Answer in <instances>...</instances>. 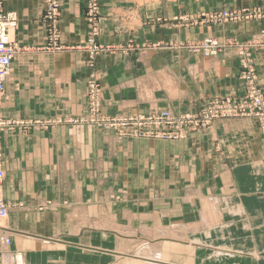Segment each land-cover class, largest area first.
I'll use <instances>...</instances> for the list:
<instances>
[{
	"label": "crops",
	"instance_id": "obj_1",
	"mask_svg": "<svg viewBox=\"0 0 264 264\" xmlns=\"http://www.w3.org/2000/svg\"><path fill=\"white\" fill-rule=\"evenodd\" d=\"M2 3L17 16L12 39L27 49L12 60L2 114L30 123L1 140L11 251L25 264H264V138L257 120H215L184 140L118 139L89 124L86 94L94 74L102 114L124 118L195 113L213 98L243 96L233 50L206 58L181 45L249 40L264 23L174 20L264 0H101L96 41L133 49L93 61L76 50L90 39L86 0H61L60 44L69 48L57 53L40 49L43 0ZM255 69L264 96V51L255 55ZM141 221H154L151 231L175 223L180 252L165 250L166 260L141 257Z\"/></svg>",
	"mask_w": 264,
	"mask_h": 264
},
{
	"label": "rangeland",
	"instance_id": "obj_2",
	"mask_svg": "<svg viewBox=\"0 0 264 264\" xmlns=\"http://www.w3.org/2000/svg\"><path fill=\"white\" fill-rule=\"evenodd\" d=\"M59 1H60V10L57 11V16L54 19L55 22L54 21H48L45 18V13H46L45 3H43V15L41 17V22H42V25L45 29V33H46V44L44 46H42L40 49L44 50L45 52L57 53V52H60L62 50H67V48H69V47H63V45L60 44V39H61L60 20H61L62 4H61V0H59ZM96 1L98 3V13L96 16H93V24L90 25V23L87 22V20H86V17L88 14L87 13V9H88L87 6H89L90 0H86L85 20L87 22L89 32L91 30V45L88 44L89 43V40H88L86 42V44H83L82 46L77 47L76 50H83L84 51L87 49L86 53L92 58L91 59L92 61L95 59V57H97L98 55L103 54V53L116 52L117 50H121V51L132 50L133 46H131V45H128L125 47L120 46V45L103 46L96 41L100 35L99 24H100V2H101V0H96ZM43 2H45V0H43ZM243 9H251V10H256V11H260V12L264 13V6L256 5V6H247V7H243V8H234V9H227L226 8V9H223L220 11L202 13L196 17H193V16L186 17L185 16L183 18L182 17L178 18L174 21L177 23L181 22V23H183L185 25H189V26L222 25V24H226V23H238V22H261V23H264V18L241 19V20H236V21H229L228 19L223 20V19H225V14H223L224 12L241 11ZM130 16H132V15H130ZM260 17H263L262 14ZM54 24H55V28H53ZM56 26H57V30H56ZM14 30L10 31V37L11 38H12ZM55 37H57L56 40L54 39ZM207 39H212V40L217 41L218 45L220 46V48H219L220 51H218L215 54V56H217L218 54H221L225 51H230V50L234 51V54L237 57L239 69H240L238 79L241 81V83L244 87V94L241 97H237L235 99V98H232L229 96H223V97L219 96V98H230L233 102H237V103H239L241 101L243 102L246 99L245 94L248 91V86H247L248 84H247V78H246L247 75L245 74V72H246L245 68L248 65L252 64L253 74H254V76H256L254 84L258 88V90L261 92V95L264 99L262 90L258 84V77H257L256 69H255V55L259 52L264 51V30H262L258 36H254L253 38H251L249 40H238L236 38H225L222 40H218L215 38H207ZM207 39H204V40L197 42V43H194V44H187V45L183 44V45H181V47H183V48L185 47L189 50V52L194 53V51L190 48V46H196V45L200 46ZM88 45H90V46H88ZM108 47H110L113 50H107ZM152 47H155V46H152ZM25 49L20 48L19 53L22 51H25ZM215 56H208V57L206 56V58H212ZM95 82H96V76L94 74L88 77V79H87V91H86L87 108H88V115L95 122V123H92L93 124L92 127L98 128V129H104V130L106 129V130L112 132L113 135L118 139L123 138L125 136H134L137 138H146V137H143L142 135L145 133L151 132L150 127H153V126H145V125L141 126V132H140L141 136H136L135 135V130H136L135 126H131L129 128H126V127L122 128L118 125L112 126L110 124L104 125V124L98 123L102 118H106L109 121H112V120L124 118V117L109 116V115L102 114V112H101L102 92H101L100 87L95 85ZM92 86H96L97 88H94L92 90ZM92 98L99 102V111L97 110L96 112H92L90 110V107L92 104L91 103ZM263 111H264V109H263ZM197 112H199V111H197ZM238 118H252V119L257 120V122L259 124V128H260V132L264 138V117L262 118L261 116H257L256 114H253V116H250V117H238ZM230 119H234V118H230ZM213 123H214V121L205 127H201V129L194 130L193 132H188V133H186L187 134L186 137L183 136L182 138H179V139H174V138L162 139V138H156L154 136H151L148 138L158 139V140H184L186 138H189L193 134H196L202 130L209 128ZM162 128H164V126L158 127V129H162ZM154 131H157V129L155 128ZM173 131H174L173 129L169 130L168 134L175 133ZM125 134H129V135H125ZM153 224H155L154 221L153 222L152 221H141L140 235L138 236V239L141 240V242L139 241L138 243H136L137 247L140 246V249H139L140 251L138 254L141 257L147 258V259H154L155 258V260H166L167 255L165 253V250L170 249L173 254H177L178 252H180V246L183 245V243L181 241H178V240L182 239L180 228H178L177 226L175 227V223H173L174 225H172V228H170L171 226H169L166 230L154 229L153 231H151L154 228V227H152ZM147 225L149 227H152L149 232H147L148 231L147 229L143 230V228L146 227ZM144 234H145V236H144ZM161 239H163V240H161ZM154 244H156V245H154ZM142 252H144L145 254ZM150 252H151V254H150ZM154 252H155V254H153ZM138 254H136V255H138ZM17 255H19L18 256L19 258H17L18 263L19 264H22V263L25 264L24 263V257L21 253L16 252V251L15 252L11 251V249H10V237L8 235V232L4 228V219L0 220V264H6L7 262H10V260H12L14 258V256H17ZM126 259L131 260V259H133V256L126 257ZM126 264H129V263H126ZM131 264H151V263L141 261L140 263L136 262V263H131Z\"/></svg>",
	"mask_w": 264,
	"mask_h": 264
},
{
	"label": "built area",
	"instance_id": "obj_3",
	"mask_svg": "<svg viewBox=\"0 0 264 264\" xmlns=\"http://www.w3.org/2000/svg\"><path fill=\"white\" fill-rule=\"evenodd\" d=\"M45 18L48 21H54L57 16V11L60 10V1L59 0H45ZM87 22L90 25L93 24V16H96L98 13V3L96 0H90L89 6H87ZM225 19L229 21H236L241 19H253V18H264V13L251 9H243L241 11H230L224 12ZM262 14L263 17H260ZM55 22V21H54ZM17 24V16L14 12H5L3 9L2 0H0V192L2 187V182L5 177V173L2 166L3 152L1 147L2 136L9 132H20L28 129L30 123L18 121V120H8L5 119L2 114V103L4 100V83L9 76L10 67L12 60L19 53L18 44L10 37V31L14 30ZM55 28V24L53 25ZM57 30V26H56ZM55 40L57 37L54 38ZM91 45V30H90V39L89 43ZM88 45V46H90ZM190 48L195 53H202L205 57L215 56V54L220 51V46L218 42L212 39L205 40L200 46H190ZM87 50V49H86ZM107 50H113L110 47ZM247 75V86L248 91L245 94L246 99L242 102H233L230 98H213L207 102V104L196 113H186L180 115H174L169 110H162L158 112L150 113L146 116H136L129 118H119L112 121H109L106 118H102L98 123L99 124H110L112 126H120L122 128H129L135 126V135L141 136V126H153L150 127L151 132L145 133L143 137L154 136L156 138H174L179 139L183 136L186 137V133L193 132L194 130L201 129L211 124L215 120L219 119H230L238 117H250L253 114L257 116L264 117V99L261 95V92L255 86L254 81L256 76L253 74L252 64L248 65L245 68ZM97 88L92 86V90ZM90 110L92 112L99 111V102L92 98ZM89 124L95 123L91 117H88ZM93 125V124H92ZM41 126H47L42 124ZM164 126L162 129L158 127ZM157 131H154V129ZM173 129L175 133L168 134L169 130ZM129 135V134H125ZM8 209L5 205L1 195H0V220H3L7 217ZM19 255L14 256L10 262L6 264H19L17 258ZM23 264V263H22Z\"/></svg>",
	"mask_w": 264,
	"mask_h": 264
},
{
	"label": "bare ground",
	"instance_id": "obj_4",
	"mask_svg": "<svg viewBox=\"0 0 264 264\" xmlns=\"http://www.w3.org/2000/svg\"><path fill=\"white\" fill-rule=\"evenodd\" d=\"M161 240H163V239H161ZM167 240V239H166ZM163 246V245H162ZM157 248V247H156ZM161 248V247H160ZM148 249V248H147ZM154 249V248H153ZM146 250V249H145ZM162 251V250H161ZM152 252V251H151ZM151 252H150V254H151ZM160 252V251H159ZM142 253H144V252H142ZM145 254V253H144ZM143 254V255H144ZM153 254H155V252L153 253ZM160 255V254H159ZM148 257V256H147ZM151 257V256H150ZM159 257V256H158ZM149 258V257H148ZM152 258V257H151ZM155 259V258H154ZM150 263V262H149Z\"/></svg>",
	"mask_w": 264,
	"mask_h": 264
}]
</instances>
